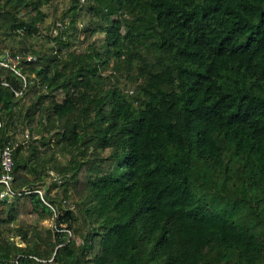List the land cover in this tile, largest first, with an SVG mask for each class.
<instances>
[{
  "label": "trees",
  "instance_id": "1",
  "mask_svg": "<svg viewBox=\"0 0 264 264\" xmlns=\"http://www.w3.org/2000/svg\"><path fill=\"white\" fill-rule=\"evenodd\" d=\"M52 1L0 0V264H264V0H73L80 51Z\"/></svg>",
  "mask_w": 264,
  "mask_h": 264
},
{
  "label": "rangeland",
  "instance_id": "2",
  "mask_svg": "<svg viewBox=\"0 0 264 264\" xmlns=\"http://www.w3.org/2000/svg\"><path fill=\"white\" fill-rule=\"evenodd\" d=\"M75 4L73 0H53L52 3L45 5L43 7V11L48 15L46 21L41 24V28L39 29L40 34L36 39H34L35 45H45L48 48L51 44L49 39L46 38L45 35L50 34V29L52 25L58 19H66L70 21L74 17V10H77L78 14V24L75 28H69L65 35L69 34L72 35V49L77 50H86L88 45L94 42L95 40H104L105 34L101 32H96L94 35H89L85 32V29L90 25V21H97L98 18L92 13L90 7L91 4L79 5L75 8ZM35 14L33 11H22L20 15L25 16L27 20L31 19L32 16ZM104 15V14H102ZM111 15V14H110ZM108 15V16H110ZM117 14H112V17H116ZM105 16V15H104ZM101 19V18H99ZM94 22V23H95ZM54 37L56 35H53ZM13 37L10 39L7 50H11L12 47L14 48H22L24 45L21 42H14ZM17 41V40H16ZM100 42V41H99ZM3 43L2 46H4ZM20 137V135H19ZM56 190V189H55ZM44 224L48 227L54 226V223L51 222H44ZM69 236L73 237V234L69 233Z\"/></svg>",
  "mask_w": 264,
  "mask_h": 264
},
{
  "label": "built area",
  "instance_id": "3",
  "mask_svg": "<svg viewBox=\"0 0 264 264\" xmlns=\"http://www.w3.org/2000/svg\"><path fill=\"white\" fill-rule=\"evenodd\" d=\"M82 3L85 2V0H81ZM68 29V21L63 20H57L50 33L52 35H59L62 32L66 31ZM22 32V31H20ZM28 60H33L35 57L32 55L27 56ZM23 60V56L21 54H13L11 51H5L3 54L0 55V65L6 68H11L14 70L18 75L22 76V78L25 81L24 88L27 86V80L25 75L21 72L19 64ZM17 95H21L23 91H15ZM1 125V121H0ZM29 138L28 133H25L24 135L18 136V141L14 142L13 140H10L8 144L3 148L2 154H1V161H2V167H3V173L0 175V183L5 184L6 191H4L1 194V197H5L7 195L15 194V192L12 190L11 187V181L13 179L12 171L14 168V150L18 143H25L26 140ZM43 197L44 191L43 190H37ZM44 199V197H43ZM44 202L50 206L53 207L51 203H49L47 200L44 199Z\"/></svg>",
  "mask_w": 264,
  "mask_h": 264
},
{
  "label": "clouds",
  "instance_id": "4",
  "mask_svg": "<svg viewBox=\"0 0 264 264\" xmlns=\"http://www.w3.org/2000/svg\"><path fill=\"white\" fill-rule=\"evenodd\" d=\"M58 20H59V19H58ZM56 21H57V20H56ZM56 21H55V22H56ZM64 21H67V20H64ZM53 25H54V24H53ZM53 25H52V27H53ZM52 27H51V29H52ZM51 29H50V31H51ZM68 29H69V28H68ZM68 29H67V30H68ZM67 30L64 31V32H62L61 34H64V33L66 34ZM49 33H50V32H49ZM50 35H52V34L50 33ZM59 35H60V34H59ZM6 51H9V50H6ZM4 52H5V51H3V53H4ZM3 53H2V54H3ZM23 60H24V59H23ZM23 60H22V61H23ZM22 61H21V63H22ZM21 63H20V64H21ZM20 64H19V66H20ZM20 69H21V68H20ZM24 134H25V133H24ZM24 134H23V135H24ZM43 191H44V190H43ZM44 193H45V192H44ZM9 196H10V195H7V196H5V197H6V198H9Z\"/></svg>",
  "mask_w": 264,
  "mask_h": 264
},
{
  "label": "water",
  "instance_id": "5",
  "mask_svg": "<svg viewBox=\"0 0 264 264\" xmlns=\"http://www.w3.org/2000/svg\"><path fill=\"white\" fill-rule=\"evenodd\" d=\"M50 183L48 182L46 185H44V192L46 193L47 190L49 189Z\"/></svg>",
  "mask_w": 264,
  "mask_h": 264
}]
</instances>
